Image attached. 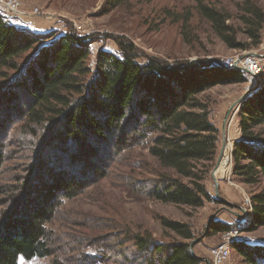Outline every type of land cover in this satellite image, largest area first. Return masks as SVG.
<instances>
[{
    "label": "trees",
    "instance_id": "1",
    "mask_svg": "<svg viewBox=\"0 0 264 264\" xmlns=\"http://www.w3.org/2000/svg\"><path fill=\"white\" fill-rule=\"evenodd\" d=\"M131 1L105 0L104 12ZM231 1H238L235 14L199 2L197 16L227 49L259 48L264 30L260 0ZM94 41L72 32L60 37L33 33L0 15L4 122L22 120L25 133L35 137L45 130L43 138L52 149L0 213V264L53 255L48 225L64 201L97 181L103 151L112 145L145 150L153 159V167L144 172L148 176L138 183L147 200L190 209L214 202L204 182L217 158L219 131L209 120L204 95L217 86L245 83L243 73L209 59L139 62L137 48L124 37L114 40L117 55L98 51L91 69ZM236 115L239 137L232 145L231 177L246 187L262 186L264 85L243 99ZM249 201L254 230L264 226V187ZM158 220L174 237L163 242L147 230L131 234L127 241L137 251L131 263L141 255L148 257L139 264L204 263L190 251L194 234L187 224ZM222 226L212 222L210 230H230ZM232 248L245 264H264V247L236 243Z\"/></svg>",
    "mask_w": 264,
    "mask_h": 264
},
{
    "label": "rangeland",
    "instance_id": "2",
    "mask_svg": "<svg viewBox=\"0 0 264 264\" xmlns=\"http://www.w3.org/2000/svg\"><path fill=\"white\" fill-rule=\"evenodd\" d=\"M19 1L21 12L26 17L20 16L16 25L26 20L25 24L29 25L37 20L50 30L31 31L33 33L60 37L72 32L77 36H93L95 41L90 45L89 61L91 69L98 51L117 55L114 42L117 37H124L134 44L141 56L139 62L145 61V58L169 63L209 59L223 66L224 60L236 54H264V30L259 48L229 50L211 35L195 9L202 2L235 14L238 1L133 0L108 13L103 8L105 0ZM260 2L264 8V2ZM185 22L187 25H184ZM182 26H185L183 30ZM261 65L262 74L259 77L264 85V59ZM242 76L245 83L217 86L204 95L210 108L209 120L219 131L217 157L225 140L223 158H226V163L222 167L221 163L213 178L211 172L216 158L204 182L214 202L190 209L147 200L138 189V183L143 176H148L144 172L153 167V159L145 150L112 145V148L103 151L100 175L94 178L97 181L77 198L64 201L48 225L52 233L53 255L29 261L20 257L18 264H139L148 256L141 255L139 262L131 263V257L137 254L131 241H127L131 234L147 230L154 240L163 242L168 240V236L174 237L162 229L159 217L187 224L194 234L192 252L207 263L210 262V250L225 243L229 237L230 257L224 264H245L232 245L244 243L264 247V226L251 230L249 201L250 194L258 192L264 184L246 187L231 177L230 155L233 142L239 137L236 115L239 100L252 89L256 80L245 74ZM5 113L6 108H1L0 213L10 199L17 196L31 169L34 166L43 167L46 155L52 153L47 139L43 138L45 130L36 137L31 132L26 134L22 120L17 119L7 125L4 122ZM212 222L230 230L211 231Z\"/></svg>",
    "mask_w": 264,
    "mask_h": 264
},
{
    "label": "built area",
    "instance_id": "3",
    "mask_svg": "<svg viewBox=\"0 0 264 264\" xmlns=\"http://www.w3.org/2000/svg\"><path fill=\"white\" fill-rule=\"evenodd\" d=\"M0 15L9 24L16 25L20 20V16H24L21 12V3L19 0H0ZM262 59L254 55L236 54L233 57L224 60L223 66L235 69L238 67L241 72L250 78L259 77L262 74ZM230 238H226V242L213 247L209 252L210 264H224L230 257L229 249Z\"/></svg>",
    "mask_w": 264,
    "mask_h": 264
},
{
    "label": "water",
    "instance_id": "4",
    "mask_svg": "<svg viewBox=\"0 0 264 264\" xmlns=\"http://www.w3.org/2000/svg\"><path fill=\"white\" fill-rule=\"evenodd\" d=\"M246 55H249V54H246ZM251 55H254L257 58L262 59V56H260L258 54H251ZM235 69L238 70V71H241V69H239L238 67H236ZM255 79H254L255 82L253 83L252 89H250L248 92H246V94L242 97V99L239 100V104L243 101L244 98H246L247 96H249L250 94H252L253 92H255L257 89H259L263 85L262 84V81L260 80V77H255ZM224 148H225V140H223V146H222V148L220 150L219 156L217 157L215 166H214V168H213V170L211 172V176L213 178L215 177V174H216V172L218 171V169L220 167L221 161L223 160L224 150H225ZM214 181L216 183V186H218L217 181L215 179H214ZM192 247H193V243L190 244V251H191V253H193L192 252Z\"/></svg>",
    "mask_w": 264,
    "mask_h": 264
},
{
    "label": "crops",
    "instance_id": "5",
    "mask_svg": "<svg viewBox=\"0 0 264 264\" xmlns=\"http://www.w3.org/2000/svg\"><path fill=\"white\" fill-rule=\"evenodd\" d=\"M27 19V18H26ZM30 19V18H29ZM24 22V23H23ZM23 22H20V24L19 25H14L15 27H19V28H21V29H26V30H30V31H33V32H37V31H42V32H44V31H47V30H50L49 28H46L45 26H43V25H45V24H42V22H39V21H35L34 22V20H33V22L30 24L29 23V25H26L25 23L27 22V20H26V22L25 21H23ZM39 33V32H38ZM260 56H262V59H264V54H262V55H260ZM198 256V255H197ZM201 258V257H200ZM202 260H203V262H204V264H209V263H207L203 258H201Z\"/></svg>",
    "mask_w": 264,
    "mask_h": 264
},
{
    "label": "bare ground",
    "instance_id": "6",
    "mask_svg": "<svg viewBox=\"0 0 264 264\" xmlns=\"http://www.w3.org/2000/svg\"><path fill=\"white\" fill-rule=\"evenodd\" d=\"M228 158V157H227ZM221 163H222V165H221V167L223 166V165H225V163H226V158H223V160L221 161ZM220 168V167H219Z\"/></svg>",
    "mask_w": 264,
    "mask_h": 264
}]
</instances>
